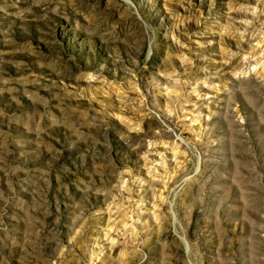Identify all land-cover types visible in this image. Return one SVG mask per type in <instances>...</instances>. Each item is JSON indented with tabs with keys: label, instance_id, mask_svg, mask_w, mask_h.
I'll use <instances>...</instances> for the list:
<instances>
[{
	"label": "rangeland",
	"instance_id": "obj_1",
	"mask_svg": "<svg viewBox=\"0 0 264 264\" xmlns=\"http://www.w3.org/2000/svg\"><path fill=\"white\" fill-rule=\"evenodd\" d=\"M0 264H264V0H0Z\"/></svg>",
	"mask_w": 264,
	"mask_h": 264
}]
</instances>
